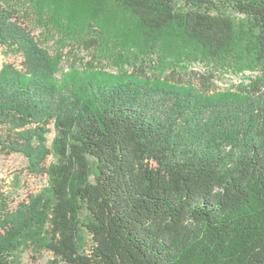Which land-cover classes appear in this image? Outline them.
Returning <instances> with one entry per match:
<instances>
[{"label": "trees", "instance_id": "obj_1", "mask_svg": "<svg viewBox=\"0 0 264 264\" xmlns=\"http://www.w3.org/2000/svg\"><path fill=\"white\" fill-rule=\"evenodd\" d=\"M23 1L21 15L0 5V46L23 56L0 70V144L48 184L0 205V264L30 246L53 264H264V91L173 80L197 60L260 69L264 0H84L102 21L89 22L85 50L143 62L111 72L94 56L62 78L61 57L21 25L33 11L64 32L56 0ZM106 5L132 20L131 35L105 32ZM154 62L169 75H149Z\"/></svg>", "mask_w": 264, "mask_h": 264}, {"label": "rangeland", "instance_id": "obj_2", "mask_svg": "<svg viewBox=\"0 0 264 264\" xmlns=\"http://www.w3.org/2000/svg\"><path fill=\"white\" fill-rule=\"evenodd\" d=\"M24 2L23 0H0V5L11 10L16 9L18 14L21 15L26 10V6L23 7ZM54 2L55 6L60 8L61 12H59L63 15H61L63 21H61L66 24L63 27L64 32H60L55 28L49 30L44 23L34 19L36 14L33 11H31L30 18H32L28 19L29 21L23 18L29 23L22 22L21 25L26 27L31 25L35 40L53 55L61 57L59 78H62L63 74L70 72L73 67L81 69L89 65L94 56L99 58V60L94 62L98 68H104L111 72L122 70L136 72V68L140 66L142 60H137L135 57L130 58L129 60H131L132 64L137 63L133 66L130 62L127 63V60L124 61L126 57H123L124 59L118 58L119 56H117L116 52L119 47L116 48L114 56L101 55L102 53L98 50L94 52L85 50L83 42L93 35L89 30V22L94 19L102 22L99 17L94 16L87 2L84 0H56ZM104 13L105 15L100 13V17L103 16L105 20V32L114 33L118 29L131 35L134 24L127 15L121 13L113 5H106ZM242 23V20L239 19L238 30L240 33L243 32L244 28ZM132 37L138 40L135 41L136 45H140L142 41H140L139 36L132 34ZM117 41L122 42L121 40ZM138 54L140 55V53ZM22 61L23 56L20 53L0 46V70L5 63H11L21 68ZM152 65L156 69L148 74L153 75V77L155 74L167 77L171 72V69L167 70L166 67L157 62L152 63ZM184 66L182 67L183 70H180V68L177 70L179 73L175 75L173 80L179 81L184 85H193L205 92L216 93L233 90L259 95L264 91V65L260 69L252 70L248 67L239 68L235 64L222 65L215 61L197 60L186 63ZM258 80H260L258 83L261 90L255 91L253 83ZM50 129L51 131L47 134L49 144L52 143L55 137L53 124L50 125ZM2 136L3 131L0 128V140ZM52 162H54V158L49 155L44 166L47 167ZM28 165L29 161L25 155L21 153L7 154L2 151L0 144V205L6 202L8 208H15L20 202L26 201L32 194L39 193L48 184V177L45 173H31ZM53 259L54 256L51 252L30 246L19 256L18 264H53Z\"/></svg>", "mask_w": 264, "mask_h": 264}]
</instances>
